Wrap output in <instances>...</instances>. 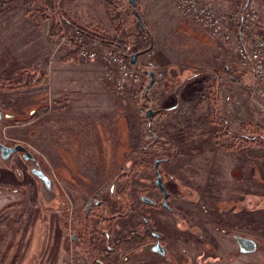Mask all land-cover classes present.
<instances>
[{
    "label": "rangeland",
    "instance_id": "374dc122",
    "mask_svg": "<svg viewBox=\"0 0 264 264\" xmlns=\"http://www.w3.org/2000/svg\"><path fill=\"white\" fill-rule=\"evenodd\" d=\"M216 1L225 12L246 5V0ZM136 2L153 36L155 51L164 53L159 60L164 74L149 88L148 97L160 96L166 86L171 92L178 81L183 85L187 78L190 82L183 87L186 98L171 114L160 112L154 119L157 107L149 102L155 113L148 129V117L141 109L142 93L123 96L136 107L138 118L130 125L121 115L120 122L116 119L115 133L121 126L125 137L116 141L105 137L103 143L109 140L110 152L104 150L103 161L94 159V169H86L85 175L72 170L79 161L76 157L80 158L74 122L65 113L63 119L53 117V109L67 105H58L61 98L69 96L59 94L61 84L54 83H62L61 79L72 74L62 59L72 47L69 40L51 35V19L42 18L34 2L16 1L0 12V78L17 79L29 67L45 78L29 88L0 90V108L10 115L0 122V138L6 144H25L56 182L55 195H43L38 179L27 171L28 165L18 153L9 163L0 158V193L8 198L4 203L0 197V264H93L101 258L98 246L104 232L110 234L107 244L134 233L139 222L145 225L140 215L149 217V223L159 230L168 231L173 216L140 200L159 196L152 166L156 157L167 155L170 160L161 164L164 184L175 195H182L168 203H180L175 212L183 209L188 214L183 226L188 227L189 239L180 238L177 229L179 239L166 236L164 241L172 264H264V146L256 136L264 133V87L252 95V73L236 60L237 33L230 42L201 37L203 32L183 20L165 0ZM254 5L264 21V0H255ZM64 7L86 25L112 31L100 0H66ZM119 9L127 23H135L128 3ZM143 53L138 57L140 64L145 61ZM166 79L170 84L166 85ZM149 80L144 75L141 89ZM96 94L94 102L100 101ZM204 96L210 101L203 102ZM44 111H48L45 119L38 118ZM44 122H48L46 137L55 146L53 150H58L57 157L59 148L75 150L68 151V163L65 159L53 162L39 149L37 131ZM150 131L172 147L168 154L165 146L148 145ZM60 171L66 175H58ZM14 188L20 193H13ZM229 226L232 232L258 238L259 250L236 253L234 238L223 231ZM150 251L142 245L117 248L114 257L116 264H162L161 259L154 261L146 255Z\"/></svg>",
    "mask_w": 264,
    "mask_h": 264
},
{
    "label": "built area",
    "instance_id": "2783aa9c",
    "mask_svg": "<svg viewBox=\"0 0 264 264\" xmlns=\"http://www.w3.org/2000/svg\"><path fill=\"white\" fill-rule=\"evenodd\" d=\"M188 24L219 42H230L238 31L239 41L235 55L238 63L248 67L253 76L252 95L264 87V21L255 7V0L229 12L222 10L216 0H165ZM122 11V9H120ZM124 31L137 34L135 24L124 20ZM119 37V34L117 35ZM145 36V35H144ZM140 38L145 43V37ZM71 49L77 53L78 62L102 60L106 65L103 81L113 86L117 96H136L140 91L145 70L155 74V81L163 76L162 65L153 49L145 51V61L136 66L128 57L114 48L104 45L100 39L88 38L79 29H72L69 35ZM130 48V45H128Z\"/></svg>",
    "mask_w": 264,
    "mask_h": 264
},
{
    "label": "crops",
    "instance_id": "0c3cea01",
    "mask_svg": "<svg viewBox=\"0 0 264 264\" xmlns=\"http://www.w3.org/2000/svg\"><path fill=\"white\" fill-rule=\"evenodd\" d=\"M200 35L201 37H205V38L208 37L204 33ZM153 49H154V42H153ZM154 52L158 60H160V58L164 56L163 55L164 53L161 51H155L154 49ZM63 64L70 66L67 68V70H71L72 74L66 75L63 79L60 80L64 84L56 81L54 83L58 85L61 84L58 87L60 90L59 94L63 95L69 93V96L66 94L65 98L63 99L61 98L60 100L61 103L58 105L61 106V104L64 105L65 103H67V105H65L63 108H60L59 110L57 108L53 109L54 111H56V113L53 114V117H55V119H58L57 117L63 119V114L65 113L66 115L64 116H67V118L70 121L74 122L75 132L73 133H74V137L76 139H79L78 141L79 145H77V148H78V155H80V158L76 157V159L79 161L77 165H75L72 168V170L76 171L78 175H85L87 173L85 171L86 169L88 170L94 169L95 167L93 164L94 159L103 161L104 158L101 156V154L104 153V150L106 149L105 150L106 152H110L109 140L107 141V143L105 144L103 143L105 141V137L115 141L118 139V137L120 140L123 139V137H125L124 129L122 128L123 131L120 132L119 128L121 129V126H119L118 123H117V125L119 126L117 127L118 133L117 134L115 133L116 127L114 128V122L116 121V119L118 118L117 121L120 122L119 116L121 115L126 120L125 121L126 123H129V125L132 123L134 124L135 120H137L138 118L139 112L136 109V107L130 104L128 101H126V99L124 98L118 99L115 95L112 85L110 84L107 85L103 82V78H104L103 72H104L105 64L102 61H91L87 63H80L75 59V60H67ZM170 65L171 62L170 61L167 62V66ZM173 70L175 71V68H173ZM176 70H178V68H176ZM173 79L176 80V78ZM184 81L185 84L183 85L178 81L174 85L173 90L171 92H167L166 90L167 86H166L163 89V94H159L160 96L155 95L153 97L150 95L149 102L153 106L157 107L155 109L156 115L153 117V119L157 116V114H160V112L162 113L164 112L165 114L173 112L179 106V103L182 100H184V98H186L187 93L183 92V87L187 83H189L190 80L186 78V80ZM165 83L166 85L170 84L169 79H166ZM95 93H97L96 96L100 98L99 99L100 101L94 102L93 97L95 96ZM202 99H204L203 102L205 103L210 101L205 96L202 97ZM215 108H217V105L215 106ZM47 114L48 111H44L42 113H39L37 117L45 119ZM111 124H113L112 125L113 129L110 128ZM48 127H49L48 122H44L43 126L41 123V125L39 126V129L37 131L38 139L40 138L37 141L38 142L37 145L39 149L42 152L43 151L47 152V154L52 157L53 162H56V160L58 159H65V161L67 162L68 161L67 159L69 158L68 151L74 152L75 150L73 148H70V150L68 148L64 150L59 148L61 152H60V156L57 157L54 153H57L58 150H53V147L55 146H53L52 143H50L46 137L47 135L45 132L46 130H48ZM27 130H28L27 133L30 136L29 129ZM63 152H67V154ZM65 155H67V157ZM48 159L51 160L50 158ZM72 159L73 157L72 158L70 157V160L73 162ZM71 167L72 166L70 164V168ZM63 173H64L63 171H60L58 175H63ZM95 174L96 173H94L93 171V175ZM53 181L54 183H56L55 180ZM72 183L75 184L76 182L73 181ZM75 185L79 186L77 185V183ZM11 195L13 196V194ZM0 197L2 198L4 203L7 202L8 198L6 195L0 193ZM146 255H149L150 256L149 258H155L153 259L154 261L156 260L158 261L159 259L155 255H152L151 253ZM154 263L157 264L156 262ZM162 264H166V263L162 262Z\"/></svg>",
    "mask_w": 264,
    "mask_h": 264
},
{
    "label": "trees",
    "instance_id": "16d2710c",
    "mask_svg": "<svg viewBox=\"0 0 264 264\" xmlns=\"http://www.w3.org/2000/svg\"><path fill=\"white\" fill-rule=\"evenodd\" d=\"M16 1L21 4L34 2L35 10L41 15V17L46 20L51 19V35L55 36L56 40L69 35L72 29L76 28L84 32V34L88 38L100 39L105 46L114 48L115 51L120 52L123 55H125L126 53L131 54L134 52L143 53L149 50V48L153 49V39L151 38L152 34L149 30H146L141 26L140 22L133 14L132 7L128 0H100L102 6L104 7V10L109 15L110 26L112 29L111 32L102 30L99 27H93L92 25H86L82 23L77 17L73 16L65 9L64 2L66 0H0V12L11 6ZM248 1L250 0H246L245 3H247ZM124 2L128 3L130 13H132L134 17V24L137 29V34H135L134 32L127 33L126 31H124V18L122 16L121 10L119 9L120 5H122V3ZM140 14L143 17L142 13ZM118 34L119 37L117 36ZM142 35H145V43H143L140 39ZM128 45H130V48H128ZM62 59L63 61L75 60L77 59V53L74 49L70 48L69 52L63 55ZM44 80L45 78L43 76L37 75L34 68H24L20 74V77L17 79L0 78V90L10 91L17 90L19 88H29L39 85ZM141 93V109L142 112H146L150 107V96L148 97V93H146L144 89L141 90ZM35 113H33V115ZM263 134L264 133H258L256 135L260 136L259 140L262 146H264ZM150 135V141H148L149 146H165L167 149V152L165 154H168L170 152L172 147H167V143H165V141H162L163 139L159 135H155L152 132L150 133ZM107 239L108 237L105 235V237L99 243L98 250L101 253V258L94 259L93 264H116L114 254L117 248L124 249L131 246H138L145 243L144 241H146V237L143 236L141 232H132L131 234L114 242L111 241L108 244L106 243Z\"/></svg>",
    "mask_w": 264,
    "mask_h": 264
},
{
    "label": "flooded vegetation",
    "instance_id": "af4514ba",
    "mask_svg": "<svg viewBox=\"0 0 264 264\" xmlns=\"http://www.w3.org/2000/svg\"><path fill=\"white\" fill-rule=\"evenodd\" d=\"M3 110V113L4 114H6L5 113V111H4V109H2ZM9 117H10V115H9ZM0 141L1 142H3L4 144H6L4 141H2V139L0 138ZM17 142H15V143H11V144H6V145H15ZM15 153H18L19 154V156L21 157V159L25 162V164H27L28 165V169H27V171L28 172H31V166H32V163L30 162V161H26L23 157H22V155H21V152H15ZM14 153V154H15ZM14 154H13V156H14ZM12 156V157H13ZM35 156V155H34ZM12 157H11V159H12ZM1 158V157H0ZM36 158V157H35ZM157 158H161V161L159 162V165H158V168H159V171H160V173L162 174V178H163V184H164V177H163V173H162V167H161V164L162 163H164V162H168L169 160H170V158L168 157V156H162V157H156V159ZM11 159L8 161V162H4L2 159V161L4 162V163H9L10 161H11ZM37 159V158H36ZM38 160V159H37ZM39 161V160H38ZM39 163H40V161H39ZM40 165H41V163H40ZM154 165V164H153ZM42 166V165H41ZM152 168H153V166H152ZM153 171H154V169H153ZM31 174L37 179V177L31 172ZM154 174H155V172H154ZM49 176L51 177V175L49 174ZM155 176H156V174H155ZM24 179V178H23ZM38 181V183H39V185H40V188H41V191H42V194L43 195H46V196H52V195H55V192H54V190H53V186L55 187V183H54V181H52L51 182V184L49 185V186H46V185H44L43 183H41L39 180H37ZM154 182H155V180H154ZM10 186H12V185H10ZM10 186H5L4 188L6 189V190H9V189H11V187ZM155 186H156V190L158 191V193H159V196L158 197H150V198H152L153 199V203H147V202H145V201H143L142 199H141V197H140V200L144 203V205H149V206H152L154 209H156V210H158V209H164V210H166V212H167V214L168 215H172L173 216V219L171 220V226H167L166 228H167V230L168 231H166V232H164L163 230H159L158 228H156V226H153L152 224H150L149 223V220H148V218L149 217H147V216H143V215H140V218L143 220V221H145L144 222V224L145 225H143V227L142 226H140V224H141V222H139V230L138 231H136V232H141V234L143 235V236H145L146 237V241H144L145 243H143V244H141L142 245V247L146 250V249H150V250H152V251H150V252H148L147 254H149V253H151L152 255H155L157 258H159V259H161L164 263H166V264H172V262H173V258H172V255H171V253H170V250H169V248L167 247V245H166V243L164 242L165 240H167L166 239V236L168 237V239L170 240H172L173 238H177V239H179V234L181 233L182 235H181V237L180 238H182V237H184V239H185V237H187L186 239H189L188 238V235H187V233H185V231L187 230V226H183V223H185V220H188V214H187V212H185L183 209H180V211L181 212H175L176 210H178L179 208H180V206H179V204L180 203H176L175 205H172L171 203H168L169 201H170V199H171V202H172V200H173V198L174 199H176V200H179V198L180 197H182V195L179 193V192H177V195H175L169 188H167L166 187V185L164 184V186H165V188H166V190L169 192V195H168V197H167V205H163V196H164V193H163V191L155 184ZM12 190H14V192L13 193H15L16 194V192L17 193H20V189H18V188H14V189H12ZM93 199H94V201L96 200V201H98L96 198H94L93 197ZM92 201V200H91ZM88 203V202H87ZM86 203V204H87ZM92 203H93V201H92ZM98 204L99 205H101V203L100 202H98ZM174 204V203H173ZM91 209V207H89V208H87V214L90 212L89 210ZM142 212V211H141ZM179 213V214H178ZM178 215L180 216V218L178 217ZM176 217H177V219H176ZM234 224H236L235 223V221L233 220L232 221ZM149 224L151 225V226H149ZM151 227H153V229H151V230H149V228H151ZM178 229V231L180 232V233H178V236L175 234V231ZM232 227H230L229 226V229H228V227L227 228H224L223 229V231L226 233V234H229V235H231L232 236V238H234V240H235V242H236V247H235V251H236V253H237V251H238V244H237V241H236V239H235V235H241V234H237V232H232ZM234 230V229H233ZM167 234V235H166ZM104 235H106L107 237H109V232H104ZM174 235H176V237L174 236ZM74 236V235H73ZM170 236L172 237V238H170ZM241 236H244V237H252V238H255V237H253V236H251V235H241ZM75 237V236H74ZM183 239V240H184ZM200 239V238H199ZM198 239V240H199ZM255 239H258V238H255ZM159 245H161L162 247H163V249H164V251L163 252H161L159 249ZM161 247V248H162ZM260 247H262V246H260ZM258 250H259V248H258ZM258 250H256V251H258ZM255 251V252H256ZM239 252V251H238ZM241 253V252H240ZM252 253H254V252H250V253H244V254H252ZM231 254H232V252H231ZM243 254V253H242Z\"/></svg>",
    "mask_w": 264,
    "mask_h": 264
},
{
    "label": "water",
    "instance_id": "95a60500",
    "mask_svg": "<svg viewBox=\"0 0 264 264\" xmlns=\"http://www.w3.org/2000/svg\"><path fill=\"white\" fill-rule=\"evenodd\" d=\"M132 7V12L137 18V20L140 22L141 26L149 30L147 26L145 25V22L137 9V2L136 0H128ZM152 38V37H151ZM153 39V38H152ZM152 46V45H151ZM150 49V48H149ZM142 54V52H134L131 54H125L126 57H128L129 61L136 65L140 66V63L138 61L139 55ZM145 72L150 76L149 82L145 85L144 91L148 93L149 88L154 84L155 81V74L151 70H145ZM154 114V110L152 108H148L146 111V115L148 117V129H151V122H152V116ZM8 114H4L3 110L0 108V122L3 120L4 117H8ZM15 152H21L22 157L26 161H30L32 163L31 166V172L37 177V179L43 183L46 186H49L53 179L49 176V174L45 171V169L40 165L39 161L35 158L32 151L23 143H16L15 145H6L3 142L0 141V157L4 162H8L13 154ZM161 161V158H157L154 161L153 169L156 174L155 184L163 191V205H167V197L169 195V192L166 190L164 184H163V178L162 174L159 171L158 165ZM141 199L147 203H153V199L148 196H142ZM235 239L238 244V251L241 253H250L255 252L259 248V241L252 237H244L241 235H235ZM159 245V250L161 252L164 251L163 247ZM150 250V249H149ZM152 251V250H151Z\"/></svg>",
    "mask_w": 264,
    "mask_h": 264
}]
</instances>
